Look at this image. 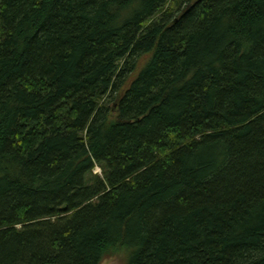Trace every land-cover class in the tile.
Instances as JSON below:
<instances>
[{
  "label": "trees",
  "instance_id": "obj_1",
  "mask_svg": "<svg viewBox=\"0 0 264 264\" xmlns=\"http://www.w3.org/2000/svg\"><path fill=\"white\" fill-rule=\"evenodd\" d=\"M113 255L264 264V0H0V264Z\"/></svg>",
  "mask_w": 264,
  "mask_h": 264
},
{
  "label": "rangeland",
  "instance_id": "obj_2",
  "mask_svg": "<svg viewBox=\"0 0 264 264\" xmlns=\"http://www.w3.org/2000/svg\"><path fill=\"white\" fill-rule=\"evenodd\" d=\"M96 172H100L98 169ZM125 257L122 255H113L110 258L105 259L101 264H124Z\"/></svg>",
  "mask_w": 264,
  "mask_h": 264
}]
</instances>
